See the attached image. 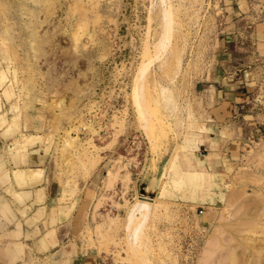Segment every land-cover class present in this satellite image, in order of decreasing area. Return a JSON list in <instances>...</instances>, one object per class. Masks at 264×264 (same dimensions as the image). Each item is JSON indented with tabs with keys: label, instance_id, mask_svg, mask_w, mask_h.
I'll return each mask as SVG.
<instances>
[{
	"label": "rangeland",
	"instance_id": "374dc122",
	"mask_svg": "<svg viewBox=\"0 0 264 264\" xmlns=\"http://www.w3.org/2000/svg\"><path fill=\"white\" fill-rule=\"evenodd\" d=\"M164 16L173 29L157 57ZM212 82L235 97L223 128L235 152L212 157L207 175L190 152L206 136ZM0 85L27 122L18 133L41 134L14 147L43 141L52 177L85 189L66 252L78 244L97 264H141L135 247L149 264H264V0H0ZM138 194L156 203L134 247L125 218Z\"/></svg>",
	"mask_w": 264,
	"mask_h": 264
},
{
	"label": "crops",
	"instance_id": "0c3cea01",
	"mask_svg": "<svg viewBox=\"0 0 264 264\" xmlns=\"http://www.w3.org/2000/svg\"><path fill=\"white\" fill-rule=\"evenodd\" d=\"M207 91L206 136L192 148L190 157L196 167H207L212 174L208 168L212 157L235 152V141L223 128L233 119L236 104L235 97L214 82ZM10 106L0 85V264H97L96 253L81 251L78 244L69 252L65 248L79 212L89 209L81 204L85 189L72 194L59 185L49 171L50 153L43 141L29 142L24 148L17 142L18 148L14 147L22 134H41L18 133L27 122L20 118L17 123V113L7 109ZM211 197L199 191L194 194L198 202Z\"/></svg>",
	"mask_w": 264,
	"mask_h": 264
},
{
	"label": "bare ground",
	"instance_id": "6f19581e",
	"mask_svg": "<svg viewBox=\"0 0 264 264\" xmlns=\"http://www.w3.org/2000/svg\"><path fill=\"white\" fill-rule=\"evenodd\" d=\"M165 14L168 15L167 11H165ZM169 18H167L166 16H164V22H163V29H162V34L161 37L159 39V41L156 43L155 45V55L158 56H162L163 51L165 52V49H167V45L169 43V40L171 38V34H172V27H171V21L170 19L167 20ZM154 57V56H153ZM151 60V59H150ZM152 62V61H151ZM150 62V63H151ZM148 67L149 65L147 63H141L138 67V71H137V75H136V92L138 95H140L143 99L144 98V94H142L143 92V88H144V79L145 76L147 74L148 71ZM135 88V87H134ZM145 89V88H144ZM137 97V96H135ZM143 101V100H142ZM142 108V107H141ZM144 111V110H143ZM146 112V111H145ZM141 114V113H140ZM146 114V113H145ZM144 117V116H143ZM145 120V119H144ZM147 124L145 122V125L147 127ZM144 125V126H145ZM145 127V128H146ZM144 128V129H145ZM27 135V134H26ZM30 136V135H29ZM28 136V137H29ZM35 136V135H34ZM23 137L25 138V136L23 135ZM27 138V137H26ZM25 138V140H26ZM31 138V136H30ZM20 139V138H19ZM24 141V140H23ZM17 142V141H16ZM19 142V141H18ZM30 142V141H29ZM25 143V141H24ZM23 143V144H24ZM26 143H28V140H26ZM20 145H22V141L21 143H19ZM16 145V144H15ZM24 147V146H23ZM173 164V163H172ZM196 172V171H195ZM209 175L210 173L207 172ZM206 174V172H205ZM191 175V174H190ZM189 175V176H190ZM105 176L107 177V174H105ZM109 176V175H108ZM188 176V177H189ZM192 176V175H191ZM113 177V176H112ZM199 177V176H198ZM202 176H200L199 178H201ZM211 177V175H210ZM111 178V177H110ZM109 179V177L107 178ZM110 180V179H109ZM203 183H208L209 182V176H206L205 178H202ZM103 182V181H102ZM205 183V184H206ZM106 184V182H105ZM104 184V185H105ZM209 184V183H208ZM155 199L149 195L146 194H138L136 196V199L134 202H132V204H130L128 211L126 213V218H125V228L127 230V238L128 241L130 243H132L133 245L138 244L140 242L144 241V238H146L147 233L145 234V222L148 219V217L150 216L151 212H152V208L155 205ZM146 240V239H145ZM216 244V243H215ZM133 245H131V248L133 247ZM134 245V247H135ZM135 252L138 254V259H140L139 261L142 262L143 264H149L147 262V258H145L138 249H136V247L134 248ZM136 254V255H137ZM141 263V264H142Z\"/></svg>",
	"mask_w": 264,
	"mask_h": 264
}]
</instances>
